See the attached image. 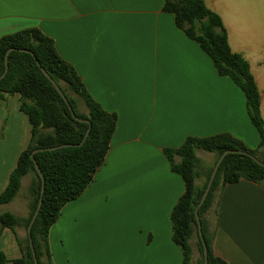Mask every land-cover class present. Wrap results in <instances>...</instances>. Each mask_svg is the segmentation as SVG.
Returning a JSON list of instances; mask_svg holds the SVG:
<instances>
[{
    "label": "crops",
    "instance_id": "0c3cea01",
    "mask_svg": "<svg viewBox=\"0 0 264 264\" xmlns=\"http://www.w3.org/2000/svg\"><path fill=\"white\" fill-rule=\"evenodd\" d=\"M227 29L234 52L249 62L264 117V0H205ZM165 0H0V37L37 27L81 75L89 93L117 126L91 184L68 202L50 230L55 264H184L173 239L172 211L185 182L164 153L188 136L230 133L250 149L260 135L243 90L218 74L199 44L164 11ZM31 136L20 95L0 99V193ZM202 173L214 153L197 151ZM27 177L14 200L0 205L26 217ZM203 176L197 184L203 183ZM213 249L228 264H264V185L227 184L216 211ZM5 228L0 252L21 257ZM196 264V257L192 260ZM10 264V263H9Z\"/></svg>",
    "mask_w": 264,
    "mask_h": 264
},
{
    "label": "trees",
    "instance_id": "16d2710c",
    "mask_svg": "<svg viewBox=\"0 0 264 264\" xmlns=\"http://www.w3.org/2000/svg\"><path fill=\"white\" fill-rule=\"evenodd\" d=\"M164 11L175 16L177 27L199 44L213 61L218 74L231 78L243 90L248 115L260 135L259 145L255 149L248 148L241 139L226 132L206 137L188 136L179 147L164 149L173 170L181 174L185 182L184 193L172 211L173 239L183 251L184 264H191L196 249V264H205L195 210L214 165L226 150H242L264 162L261 93L248 60L232 50L221 16L205 0H165ZM10 48L15 50L9 54L8 72L0 80V99L13 94L20 95V110L28 117L31 136L9 176L7 186L0 193V205L14 200L21 189L23 178L30 176L29 211L26 217L10 211L2 212L0 234L5 228L15 233L19 226L27 230L37 209L42 177L31 158L33 151L73 144L35 153V160L45 179V190L31 236L39 264H55L49 241L51 227L63 207L85 191L104 163L117 126V115L106 110L89 93L77 69L59 53L55 39L40 28H25L0 37V75L5 70V56ZM19 49H28L33 54ZM38 62L61 87L75 114L90 121L91 126L72 115L66 101L42 72ZM81 103L83 108L80 107ZM89 127L87 139L78 145ZM198 150L212 152L216 156L204 173L201 159L197 156ZM202 176L203 183L197 184ZM243 179L264 185V167L248 155L227 154L207 199L199 208L202 231L208 245L209 264H228L214 253V227L209 216L216 211L223 188ZM18 241L21 257L9 261L0 252V264H35L28 234L24 239L18 238Z\"/></svg>",
    "mask_w": 264,
    "mask_h": 264
},
{
    "label": "water",
    "instance_id": "95a60500",
    "mask_svg": "<svg viewBox=\"0 0 264 264\" xmlns=\"http://www.w3.org/2000/svg\"><path fill=\"white\" fill-rule=\"evenodd\" d=\"M15 50V48H10L8 49V51L6 52V56H5V70L4 72L0 75V80L3 79L5 77V75L7 74L8 72V68H9V65H8V62H9V54L11 53V51ZM21 51H24V52H29L31 54H33L32 51L28 50V49H19ZM38 65L40 66L42 72L46 75V77L50 80V82L54 85V87L57 89V91L59 92V94L63 97V99L66 101L70 111L72 112V115L79 121H86L89 123V125L91 126V123L90 121L88 120H84V119H81L79 118L69 100L67 99V97L65 96L64 92L62 91L61 87L56 83V81L51 77V75L40 65V63L38 62ZM90 128H88L83 140L78 144V145H82L85 140L87 139L89 133H90ZM73 144H63V145H58V146H53V147H49V148H39V149H36L35 151H33V153L31 154V158L34 160V163H35V168L37 170V172L39 173V175L42 177V188H41V195H40V199H39V202H38V205H37V209L35 211V213L33 214L32 216V219L28 225V228H27V232H28V236H29V240H30V245H31V249H32V253H33V258H34V262L35 264H39L38 262V259H37V256H36V252H35V248H34V244H33V239H32V236H31V232H32V226L39 214V211L41 209V206H42V202H43V194H44V190H45V179L42 175V172H41V169H40V166L39 164L37 163V161L35 160V153H37L38 151H43V150H55L57 148H62V147H65V146H72ZM229 153H240V154H244V155H248L250 156L252 159H254V161H256L258 164H260L261 166L264 167V162H262L261 160H259L256 156H254L253 154L251 153H248V152H245V151H242V150H226L217 160L216 164L214 165V168L212 170V173H211V176L208 180V183H207V186L204 190V193L200 199V202L199 204L197 205L196 207V210H195V216H196V220H197V224H198V230H199V235L201 237V240H202V243H203V249H204V257H205V264H209V260H208V245H207V242L204 238V235H203V231H202V223H201V219H200V215H199V208L203 205V203L205 202V200L207 199L208 197V194L212 188V185H213V182H214V179L217 175V172H218V169L223 161V159L226 157L227 154Z\"/></svg>",
    "mask_w": 264,
    "mask_h": 264
},
{
    "label": "rangeland",
    "instance_id": "374dc122",
    "mask_svg": "<svg viewBox=\"0 0 264 264\" xmlns=\"http://www.w3.org/2000/svg\"><path fill=\"white\" fill-rule=\"evenodd\" d=\"M80 107H81V108L84 107L82 103H81ZM215 157H216V156L214 155V156H213V160H212L213 162H214V160H215ZM29 183H30V176L27 177V185H28ZM197 256H198V252H197V249H196V251H195V257H197ZM191 264H193V263H191Z\"/></svg>",
    "mask_w": 264,
    "mask_h": 264
}]
</instances>
